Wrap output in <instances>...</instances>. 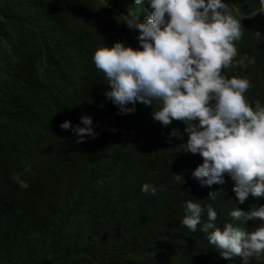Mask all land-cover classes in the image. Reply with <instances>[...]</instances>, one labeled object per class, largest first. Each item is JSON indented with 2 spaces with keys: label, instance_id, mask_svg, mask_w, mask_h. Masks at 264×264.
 Masks as SVG:
<instances>
[{
  "label": "trees",
  "instance_id": "trees-1",
  "mask_svg": "<svg viewBox=\"0 0 264 264\" xmlns=\"http://www.w3.org/2000/svg\"><path fill=\"white\" fill-rule=\"evenodd\" d=\"M227 2L243 33L234 59L254 56L244 70L264 76L258 0ZM133 8L134 0H0V264H241L221 258L199 226H181L188 199L210 204L221 228L231 209L223 184L201 186L191 175L202 158L182 151L187 133L169 139L185 125L154 121L153 106L120 115L103 95L92 56L117 40L139 46L138 31L121 22ZM84 115L97 135L77 143L59 125L83 127ZM17 172L28 189L12 181ZM144 183L157 192H141Z\"/></svg>",
  "mask_w": 264,
  "mask_h": 264
},
{
  "label": "clouds",
  "instance_id": "clouds-1",
  "mask_svg": "<svg viewBox=\"0 0 264 264\" xmlns=\"http://www.w3.org/2000/svg\"><path fill=\"white\" fill-rule=\"evenodd\" d=\"M134 5L121 22L138 31L139 46L117 40L92 56L107 81L105 99L120 115L135 113L140 104L153 106L152 119L163 126L174 121L185 125L183 132L172 128L169 139L183 140L187 133L179 146L202 158L191 175L201 186L223 184L224 202L229 200L231 209L221 228L210 204L188 199L181 226L191 232L199 226L225 260L239 257L241 264H264V76L244 70L259 61L254 56L234 59L235 42L243 35L241 21L227 0H134ZM145 7L149 14L141 21ZM256 13H264V0L248 15ZM80 123L84 126L73 127L65 120L59 127L70 129L77 143L97 135L90 115ZM23 172L30 173L31 165ZM22 175L13 173L11 179L26 190L29 184ZM173 179L185 182L182 174ZM140 190L154 195L158 189L144 183ZM217 193L211 191L208 199L215 200ZM229 196L245 202L250 211L236 207Z\"/></svg>",
  "mask_w": 264,
  "mask_h": 264
}]
</instances>
